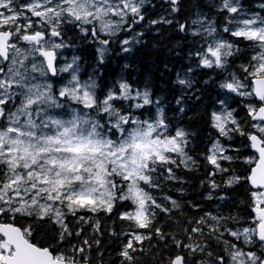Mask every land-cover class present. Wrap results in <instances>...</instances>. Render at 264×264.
<instances>
[{"label": "snow or ice", "instance_id": "1", "mask_svg": "<svg viewBox=\"0 0 264 264\" xmlns=\"http://www.w3.org/2000/svg\"><path fill=\"white\" fill-rule=\"evenodd\" d=\"M148 2L0 0V264H264V0L255 7L245 0H213L216 19L197 11L190 25L178 24L193 38L189 58L196 68L214 70L226 94L211 113L219 136L204 156L213 169L205 183L213 192L246 183L250 212L244 217L200 214L198 204H189L196 215L186 216L179 201L165 197L171 207L158 202L150 189H159L161 179L179 181L169 165L189 171L197 166L186 151L190 133L172 130L162 100H154L148 87L121 79L101 90L95 77L80 78L78 57L60 63L71 27L98 41L103 64L111 41L100 37L132 31L145 20ZM166 3L179 11L180 0ZM171 23L163 16L149 21ZM142 36L119 41L122 51H131ZM182 71L173 83L190 89L194 69ZM61 74L66 82L57 86L54 78ZM236 97L246 109L243 124L227 105ZM146 107L154 114L142 118ZM234 135L251 149L243 177L221 163L237 159L220 140ZM218 174H227L222 183L211 178ZM214 198L226 199L212 192L205 197ZM121 206L125 210L117 211ZM160 213L171 227L161 223ZM101 214L113 224L125 222L119 232L107 229L117 244L110 262L99 238L105 234ZM24 218L33 222L19 223ZM37 222L57 226L49 243L34 238Z\"/></svg>", "mask_w": 264, "mask_h": 264}, {"label": "trees", "instance_id": "2", "mask_svg": "<svg viewBox=\"0 0 264 264\" xmlns=\"http://www.w3.org/2000/svg\"><path fill=\"white\" fill-rule=\"evenodd\" d=\"M212 3L213 0H180L179 11L173 13L171 12V5L166 3V0H149L144 11L145 20L134 25L132 31H120L116 36L102 35L100 37L111 41L107 46L108 50L103 64H99L97 59L96 49L100 45L91 35L86 36L78 29L69 27L63 39L69 45L67 54L79 58L80 78L82 80H87L90 76L95 77L101 90H106L121 79L126 80L133 88L143 90L148 87L154 100L156 98L162 100L161 106L165 109L172 130L174 131L178 126L190 133L186 151L197 161V166L189 171L183 166L169 165L168 167H172L175 175L179 177V181L161 179L159 189H150L158 202L168 204L164 198H174L181 203L182 211L186 216L196 215L189 204H198L200 205V214L204 211H211L244 217L250 212L248 207L250 197L246 183L242 181L232 188L221 187L214 192L205 183L210 179L208 174L213 169L204 159V156L212 141L219 136L217 131L211 127V113L220 109L218 101L224 99L226 94L217 87V81L220 77L214 70L196 68L194 58H189V52L193 50V38L178 29L180 23L190 25L194 13L197 11L207 14L211 19H216L217 17L210 10ZM245 3L255 7L258 0H245ZM161 16L171 20L172 23L149 24L150 20L159 19ZM139 32H143V36L138 37L140 43L132 44L131 51L123 52L119 41L125 38H137ZM189 66L194 69L189 74V78L194 83L190 89L182 90L173 81L176 79L178 71L183 70L182 74H184ZM63 76L54 78V82L58 85L60 81H63ZM177 97H181V105L176 104ZM227 103L235 109L237 119L243 124L247 119L244 104L238 97L229 98ZM181 106L185 109L183 113L179 112ZM154 111V108L146 107L140 110V114L143 118L149 114H154ZM220 139L230 148L227 154L237 157L231 164L221 161L223 166L234 171L236 175L246 176L248 165L244 163V158L250 155V150L244 147V144L247 143L246 139L239 135H234L231 140L223 137ZM233 143L236 145L233 146ZM233 149H239V151ZM164 175L166 176L167 173ZM226 175L223 174V176ZM223 176L218 174L211 178L215 179L217 183H222ZM178 189H183V195ZM210 192L214 197L224 195L226 199L223 201L215 198L212 200L205 199ZM168 206L171 207L170 204ZM124 210L123 206L117 209V211ZM173 215L178 214L173 213ZM101 217L105 234L99 238L102 240V246L107 249L104 253V259L110 262L116 259L117 244L113 242L114 238L107 234V229L115 228L119 232L120 225L125 222L116 220L113 224L112 220L104 217L103 214ZM3 219L4 217H0V220ZM158 219L161 223L171 227L168 218L163 213H160ZM32 222L28 218L19 221L25 226ZM34 228V238L42 244H47L55 235L52 229L57 228V226L50 222L47 224L37 222L34 224ZM87 234L86 232L85 235ZM73 242H75V238H73ZM145 243L148 242L145 241ZM153 243H157V241H153Z\"/></svg>", "mask_w": 264, "mask_h": 264}, {"label": "rangeland", "instance_id": "3", "mask_svg": "<svg viewBox=\"0 0 264 264\" xmlns=\"http://www.w3.org/2000/svg\"><path fill=\"white\" fill-rule=\"evenodd\" d=\"M65 42V41H64ZM69 47V46H68ZM68 47H66V48H63V49H60L59 50V53H60V63L61 64H64V63H66V62H72V60H73V58L75 57H73V56H69L68 54H67V52H68ZM77 64L79 65V72H78V75L80 76V72H81V67H80V64H79V61L77 60ZM61 75H64L63 76V81H65V77L67 76V74H61ZM66 82V81H65ZM57 86H59V84L57 85ZM227 105H228V103H227ZM221 140V139H220ZM221 142H222V144L225 146V148L226 149H230L229 147H227V145L223 142V140H221ZM172 199H174V198H172ZM171 206V205H170Z\"/></svg>", "mask_w": 264, "mask_h": 264}, {"label": "flooded vegetation", "instance_id": "4", "mask_svg": "<svg viewBox=\"0 0 264 264\" xmlns=\"http://www.w3.org/2000/svg\"><path fill=\"white\" fill-rule=\"evenodd\" d=\"M228 106L231 107L229 104H228ZM234 145H236V143H233V146H234ZM249 150H250V154H251V149H249Z\"/></svg>", "mask_w": 264, "mask_h": 264}]
</instances>
